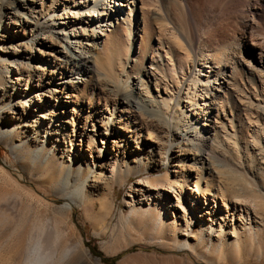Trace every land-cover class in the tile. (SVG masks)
Returning a JSON list of instances; mask_svg holds the SVG:
<instances>
[{
    "label": "bare ground",
    "instance_id": "bare-ground-1",
    "mask_svg": "<svg viewBox=\"0 0 264 264\" xmlns=\"http://www.w3.org/2000/svg\"><path fill=\"white\" fill-rule=\"evenodd\" d=\"M140 1L141 15L136 16L135 9L139 8L136 5L138 0H136L134 8L130 9L127 17L122 21L119 19L117 25L112 23L114 20L112 12L118 13L120 10L112 9L110 4L123 6L122 2L118 3V0H78L77 2L69 0L67 4L60 3V6L64 8L61 15H57L59 8H54L58 3L52 2L49 11L41 16V20L40 17H34L33 11L30 17H27L26 13L14 12L13 17L9 19L10 27L7 35L2 32L0 34V60H2L0 111L9 115L8 118L12 122L24 123L25 128L30 129V131L26 130L28 131L27 139L32 138V141L40 144L36 151L37 156L42 155L45 159L46 155H43L45 146H50L51 157H47L45 162L51 166L50 173L58 178L53 181V184L61 186L63 191L71 183L74 185L73 193H79L84 189L85 191L93 190L96 195L95 192L102 184L108 187L113 183L114 178H122V173L120 170L116 172V167L122 168L132 164L138 167L146 155L151 154L154 159V170H162L166 166L173 170L176 177L168 181V189L176 195L177 203L182 209L181 212H173V218L167 217L165 210L170 208L173 201L170 197L157 192L158 197H163L162 201L158 199L155 205L149 203L147 207L149 213L143 214L149 215L156 232L162 230L166 217L175 222L179 216L186 227H190L192 220L196 217L203 216L202 222L205 223V217L209 219V216L213 217L215 212L212 210V213L207 214L209 200H214L217 205V200L220 198H223L225 210L228 206L227 202L230 203L231 199H237L241 201V204H246L245 206L233 205V215L236 211L243 209L244 214L237 212V218L249 221L250 210L263 208L253 203L259 196L256 190L247 182L242 185L229 183L225 185L226 187L221 186L223 171L218 166L211 168L210 160H208L206 163L209 167L205 172V160H201V156L192 150L194 139L190 137L192 134L202 135L206 131L210 140L205 143V146L216 149L218 141L221 138L225 139L223 136L219 138L218 132V126L226 127L222 125L224 122L230 121L229 128L236 132L240 114L243 112L250 114L251 118L256 115L254 123L259 124L260 120H264V115L262 116L259 112L264 105V82L256 81L252 76L251 64L256 62L262 69L261 72H264L262 68L264 65L260 59H256V50L253 47L245 49L243 54L246 58L241 64L245 69L240 77V73H237L239 71L237 66L240 64L235 59L239 57L242 45L232 41L230 44L223 43L219 37L216 39L201 37L198 59L194 47L190 44L189 36L184 42L179 31L174 29L175 31L171 32L161 25L156 31L158 43L151 52L153 58L150 67L141 75L139 73L140 76L135 77V82L131 85V73L129 74L126 69L128 63H125L122 58L128 56L136 45L138 37H146L143 34L146 35V29L149 26L143 28L145 32L142 29L139 35L138 25L135 26V23H140L141 17L143 20L146 18L144 8L148 6L149 0ZM255 1L259 9H255ZM29 2L35 3L36 0H0V17L5 15L4 8L27 9ZM4 3L6 5L3 6ZM72 7H84L87 11L76 13L70 10ZM262 10H264V0H248L245 10L240 15L234 16L236 25L241 26L244 33L250 32L259 36L264 34V29L259 24ZM95 19L99 33L93 32ZM84 24L87 26H83ZM14 26L17 30H14ZM44 26L65 37L66 34H69L71 38L74 37L73 41L80 45V49L88 51L99 71L94 72L86 64H81L77 55L67 50V47H62L53 35L48 34L45 41L42 40ZM75 29L78 30L74 32ZM188 30L189 35L191 33L196 42L197 38L192 35L193 26L191 25ZM28 33L33 40L26 42L23 38H26ZM100 36L105 38L101 42L102 49L99 53L93 54L91 49L96 50V38ZM86 38L87 42L83 43ZM68 41L71 42V39ZM85 45L89 47V50L85 48ZM194 59L199 64L198 71L196 68L192 70L191 64L196 63ZM76 72L84 77L80 79L83 86H80V81L76 79ZM220 80L225 81L220 82ZM256 82L257 85L259 83L260 88L255 85ZM22 92L23 96L20 95ZM220 92L223 95H220ZM120 96L122 101L121 105H118L115 100H118ZM258 99L261 102L256 104ZM174 102L178 105V111L174 116L177 122L176 132L174 139L167 144L164 136L170 135L171 130L166 117ZM244 102H248V106ZM18 108L22 109V113H18ZM253 109H256L255 113L251 112ZM31 110L35 114L30 115ZM233 120H237L236 125ZM16 126L17 124L14 127ZM249 133L247 131L252 142H248L246 135L242 133L244 150L250 157L251 163L256 164V170L264 174V146H261L258 131L255 132L256 137H250ZM100 135L106 141L110 138L111 146L107 152L102 146L101 149L95 147L97 137ZM235 136L237 137V133ZM250 145L253 147L251 148ZM85 147L89 155L86 154ZM173 148L172 158L176 160L171 161L172 158L167 157V152ZM58 151L62 154L61 158L65 159L60 163H57L56 159ZM256 152L259 153L258 156H261L260 160L257 159ZM97 165L100 170L107 165L112 167L109 178H103L102 173L99 175L93 173ZM183 170L186 171L185 174ZM90 175L92 178L88 181ZM261 178H264V175ZM148 182L150 184V181ZM174 182H177L179 189L173 187ZM155 187L157 186L154 185L153 189ZM189 188L194 191H188ZM184 190L191 199L190 203L184 202ZM135 191L142 192V195H139L140 205H143L145 198L154 197L152 190L145 191L139 188ZM74 196L75 194L67 196L68 208L71 207ZM199 197H204L205 208L201 206ZM182 199L184 203L181 205ZM94 207L95 204H92L91 208L94 209ZM220 216L227 218L228 214ZM215 220L210 219V223L205 225L214 230ZM218 227L221 231L223 230L221 222L218 223ZM43 231L44 229L41 230V235ZM41 237H38V242L30 249L26 258L27 264L54 263L55 251H45L41 244ZM63 257L62 261L56 262L61 264L65 260V256Z\"/></svg>",
    "mask_w": 264,
    "mask_h": 264
},
{
    "label": "rangeland",
    "instance_id": "rangeland-1",
    "mask_svg": "<svg viewBox=\"0 0 264 264\" xmlns=\"http://www.w3.org/2000/svg\"><path fill=\"white\" fill-rule=\"evenodd\" d=\"M67 1L69 0H36L35 3L29 2L27 9L4 8L5 15L2 18L0 17V34L2 32V34L7 35V30L10 27L9 19L13 17L14 12L26 13V16L30 17L31 11H33L34 17H40L41 20V16L49 11L52 2L58 3L54 8H59L57 15H61L64 8L60 6V3L67 4ZM135 1L118 0V3L122 2L123 4L121 7L111 3L112 9L120 10L118 13L112 12L114 17L112 23L117 25L119 19L122 21L123 18L127 17L130 9L134 8ZM247 1L149 0L148 6L144 8L145 20L141 17L140 23H135V26L138 25L137 28L140 30L138 35L143 28L149 26L146 29V35L143 34L147 38L137 36L136 45L127 57L122 58L125 63H128L126 69L129 74L131 73L130 84L133 85L135 77L140 76L149 69L153 58L151 52L158 43L156 31L161 25L171 32L174 29L179 31L181 34L178 33L184 42L189 36L190 44L194 47L198 59L200 56L199 43L202 38L216 39L219 37L223 43L230 44L233 42L242 45L241 50H239V57L235 59L240 64V66H237L239 70L237 73H240V77L245 69L243 65L241 66L246 58L243 50L253 47L256 50V59H260L264 65L263 33L261 32L260 36L259 34L253 35L250 32L244 33L241 26H237L235 23L234 16L240 15L245 10ZM140 2L138 0L136 3L139 6L138 10L135 9L136 16L141 15ZM4 5L6 4L4 3ZM254 7L259 9L256 1ZM70 10L76 13L83 10L87 11L84 7H72ZM260 14L259 24L264 29V10ZM115 18H118V20H115ZM141 20L143 21L142 24ZM93 22H96L93 32L99 33V29L96 28L97 20L95 19ZM189 24L194 28L192 35L197 38L196 42H194L191 33L190 35L188 33V29L191 27ZM83 26H87V24ZM76 27L78 26L76 25ZM15 29L17 30L14 26ZM43 29L42 40L45 41L48 34L53 35L62 47H67V50L77 55L76 57L81 61V64H86L94 72L99 71L88 51L80 49V45L73 41L74 37L71 38L69 34H66V37L63 34H57L50 31L46 26ZM77 30L75 29L74 32ZM68 39H71L72 43ZM104 39L103 36L96 38L97 51L90 48L93 54L99 53V50L101 51V42ZM23 40L29 42L33 38L28 33ZM86 40L87 38L83 43H86ZM85 48L89 50L87 45H85ZM191 65L193 66L192 70L193 68L199 70L197 62ZM251 65L253 67L252 76L256 81L264 82L262 69L258 67L256 62ZM262 68L264 69V67ZM189 72L190 70L188 74ZM139 73L140 75H138ZM75 77L80 81V86H83L80 79L84 77L78 72L75 73ZM221 81L224 82L225 80ZM255 85L260 88L259 83L257 85L256 82ZM221 94L223 95L222 92H220ZM20 95L23 96V92ZM115 101L118 102V105H121L122 97L120 96ZM258 102H261L260 99L256 104ZM244 104L248 106V102H244ZM255 110L253 109L251 112L255 113ZM177 111L178 105L177 102L176 104L174 102L166 117L169 123L168 127L171 130L170 135L164 136V141L167 144L174 139L177 125L174 116ZM259 112L262 116L264 115V105H262V109H259ZM18 113H22L21 108H18ZM29 113L30 115L35 114L33 110ZM245 116L247 119L244 118ZM249 116L250 114L247 115L246 112H243L240 114L238 124L237 120H233L234 124H237L236 132L229 128L230 121L222 124L226 127L218 126L219 138L223 136L225 139L221 138L218 141V144H216L218 148L216 149L205 146V143L210 140V136L206 131L202 135L195 136L192 134V137H190V139H194L192 150L195 154L198 153L201 156V160H205V172L209 167L206 161L210 160L211 168L214 169L218 166L223 171L220 180L221 186L226 187L225 185L229 183L242 185L247 182L259 195L253 203L263 206L261 210H258V208L250 210V220L246 221L243 218H237L238 211L233 215V205H246L241 204V201L231 199L230 203L227 202L228 206L225 210L223 208V198L217 200V205H215L214 200H209L206 209L207 214L212 210L215 212L213 217L212 215L209 216V219L207 216L205 217V223L209 224L210 219H216L213 230L202 222L203 216L194 218L190 227H186L185 222L179 216L175 222L167 218L169 216L173 218V212L178 213L182 210L177 203L176 195L168 189V181L173 180L176 176L169 166L164 167L162 170H154V159L151 154L146 155L142 164L138 167L135 164L125 165L122 168L116 167V172L120 170L122 178H114L113 183L108 187L102 184L100 191L95 192L96 195H94L93 190L85 191L84 189L79 193H73L74 185L71 183L63 191L61 186L53 184V181L58 180V178L50 173L51 166L45 162V159L51 155V152H49L50 146H45L43 153V155H46L45 159L42 158V155L37 156L36 151L40 144L32 141V138L27 139L26 135L30 129L25 128L24 123L12 122L8 118L9 115L0 111V264H27L26 258L30 253V249L38 242V237L41 236V244L44 250L55 251L53 264H60L56 261L63 259V256H65V260L61 264H264V178H261L264 174L259 173L260 171L256 170V164L251 163L250 157L244 150L245 143L242 139L243 133L244 136L246 135V139L249 140L248 142H252V139L247 135V131L250 132V137H256L255 132L258 131L261 146H264V138H261L264 137V120H260V123L257 124L253 122H256V115L253 116L254 118ZM249 118L252 122H248ZM16 124L17 126L14 127ZM235 133H237V137ZM101 146L107 152L111 146L110 138L106 141L103 136H98L95 147L101 149ZM250 147L253 146L250 145ZM84 150L86 151L87 147ZM173 150L174 148L167 152L168 158H172ZM86 154H88L87 151ZM258 155L259 153L256 152L257 159L260 160L261 156ZM56 157L57 163L65 160L64 157L61 158L62 154L59 151ZM173 160H176V158H172L171 161ZM99 165L94 167L93 173L95 175L102 173L103 178H109L112 167L107 165L101 171ZM200 167L202 166L200 165ZM185 172L183 170L184 174ZM92 175L89 176L88 181L91 180ZM148 181H150V184ZM154 185L157 186L155 189H153ZM172 185L179 189L177 182L172 183ZM139 188L145 191L152 190L154 197L152 199L145 198L142 202L143 205H140L139 195H142V192L137 193L135 191ZM186 190L183 192L184 202L188 201L190 203L191 199H189ZM188 191L193 192L194 189L189 188ZM157 192L170 197V200L173 201L170 205L171 209L165 210L167 217L164 220L162 230L158 232L153 227L154 224L149 215H146L147 217L143 215L149 213L147 210L149 203L154 204L158 199L162 201L163 197H158ZM71 194H75L74 201L71 202L72 205L68 208L67 196ZM146 194L149 193L146 192ZM184 202L182 199L181 205ZM200 203L205 208L204 197L200 198ZM92 204H95L94 209L91 208ZM240 212L243 213V209L239 210L238 213ZM221 214H228V216L224 218L220 216ZM159 220L161 219L159 218ZM219 222L223 225L222 231L218 227ZM204 226L205 229H203ZM43 229L41 235L40 232Z\"/></svg>",
    "mask_w": 264,
    "mask_h": 264
}]
</instances>
